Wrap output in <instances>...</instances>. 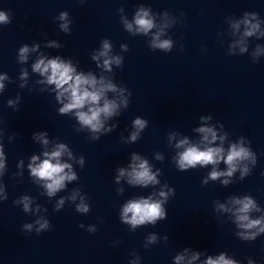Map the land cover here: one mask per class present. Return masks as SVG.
<instances>
[{"label": "clouds", "instance_id": "1", "mask_svg": "<svg viewBox=\"0 0 264 264\" xmlns=\"http://www.w3.org/2000/svg\"><path fill=\"white\" fill-rule=\"evenodd\" d=\"M85 0H80L83 4ZM122 11V9H120ZM58 19L63 21L60 23L59 28L65 32L70 33L71 29L69 24V13L63 11L59 14ZM256 22L253 23L252 21ZM11 23V18L8 12L0 10V25H7ZM122 23L125 28L129 31H133V23H129L127 19L122 18ZM135 33H141L148 35L149 32L157 28L154 23V19L149 15V11L144 7H140L136 11L134 16ZM241 25H244V31L236 44L239 45L240 52L245 53L248 51L247 38L249 37H264V31H260V21L258 19V14L256 12H245L244 18L236 20L232 23V29L239 31ZM168 25H164V28ZM164 28H160L156 34L153 36L149 47L153 50L160 49L165 53L171 52L173 48V40L171 38L161 40L160 36L164 31ZM134 33V34H135ZM48 47H60L55 41L50 42ZM235 46V45H233ZM39 48L38 44L33 45L31 48L27 44L19 48V62L21 64L26 63L28 60V53L37 52ZM111 44L107 39L103 41L102 50L92 56V59L99 61L101 57H104L103 64H97V67L102 68L107 72L112 71V65L115 64L118 67L122 66L123 58L120 56H110ZM122 50L128 51L127 45H121ZM261 51H264L260 45L256 46L255 52L253 53V63L258 60L256 57ZM32 72L38 73L44 80L38 81V83L47 85H54L55 100L62 105L58 109L60 114H72L75 116L81 128H87L92 133H101L112 131L111 128H105L104 120L113 115H118V109L122 104L125 108L128 107L129 100L124 97V92L126 88L118 89L116 84L112 83L111 79L106 78L101 75L99 79L92 72L85 74L83 71L78 72L77 68L73 65L71 60H64L60 56L48 59L44 54H40L39 58L36 59L35 63L31 66ZM28 72L26 69H22L20 73V79L26 80ZM8 79V76L0 75V92L5 89L4 81ZM21 87H24L21 84ZM108 92L119 93L121 97L119 103L115 99H109L106 95ZM128 96H131V92L128 91ZM19 96L16 101L8 100L7 104L9 106H14L19 103ZM13 109H16L14 107ZM201 120L211 119L209 117H201ZM147 121L137 117L133 121V127L136 129L130 135V141L134 142L138 139L140 132L145 129ZM115 125H113V128ZM79 131V129H77ZM198 132L202 133V139L199 143H190L187 138L179 140L175 147L177 149H183L178 152L173 159L175 160L176 166L180 171H186L189 169H195L197 165L204 167L207 165H212V171L209 173L208 179L217 180L219 177H231L234 172L237 171L238 166L243 161L250 160L252 164L256 163V154L252 151L251 147L244 146V138L241 137L239 143H231L225 151L224 147H213L211 146L217 140V134L212 127H200L197 129ZM2 136V132H0ZM13 137H10L11 140ZM174 137H169L173 139ZM33 139L42 142L43 145L47 146L49 140L47 139L46 132L33 133ZM93 140H98V136H93ZM221 143H223L225 137L221 136L219 138ZM69 159H72V152L69 151L68 146L65 143H57L52 151L43 152L44 159L40 160L39 156L33 155L31 157V162L28 164L30 174L32 177L37 178L39 181H43V187L46 189V194L48 197L54 196L59 190L64 189L66 182H71L77 179V175L72 171V165L66 162H61V157L66 154ZM158 160H162L163 157L157 154ZM133 163L131 165V171H127L124 168L118 169L119 175L116 177L117 183L126 174L128 176V183L130 185H140L147 187L148 185H156L159 183L157 180V174L152 171L147 159H142L139 155L133 154ZM5 151L4 146L0 143V174L3 173L5 169ZM39 161V163H37ZM223 161L227 165V171H218L216 165ZM21 165L23 161L20 162ZM79 163L83 166L85 163L84 157H81ZM67 170V171H66ZM249 175V169L245 165L241 169V180ZM208 179L203 181L204 184L208 183ZM229 180L225 179L222 181L223 184H229ZM166 186V185H165ZM0 191H2V186H0ZM122 191V189L120 190ZM173 189L169 188V192ZM79 190H73V194L70 197L72 201L77 198ZM169 192L161 190L159 192V197L161 199H153L152 196L147 198H138L129 200L123 205L120 220L124 224L131 225V229L135 230L137 226L151 224L155 225L158 220H165L167 217V212L164 208V204L167 202ZM7 195L3 197L7 200ZM15 205L22 204L23 212L38 213L41 208L39 205L35 209L31 207L33 200L29 196H23L19 200H14ZM230 203L234 206L232 208L226 207L224 204H219L218 209L231 212L234 216L233 223L237 226L238 231L236 236L242 241H254L262 233H264V215L259 218L252 219L250 213L261 212V208L257 201L251 195H244L243 198L231 197ZM64 204V198H61L55 210L59 211ZM46 210V209H45ZM76 211L80 213H88L89 205L81 198L79 204L76 205ZM38 225L35 231L37 234L49 230L51 225L48 219L38 218L35 221ZM79 227L84 228V224H80ZM23 229L31 232L33 229L32 223H25ZM95 226L89 227L88 232H95ZM147 244H153L157 241V235L155 233L149 234L146 238ZM165 240L168 239L167 236L164 237ZM147 244L145 247L147 248ZM201 256L200 252H193L189 255V249L185 248L183 254L176 255L174 257L175 264H193ZM139 257L137 256L135 260L130 261V264H139ZM201 264H239L236 259L228 258L225 252H221L220 255L213 258L212 256H207ZM247 264H255V261L251 258L248 259Z\"/></svg>", "mask_w": 264, "mask_h": 264}]
</instances>
